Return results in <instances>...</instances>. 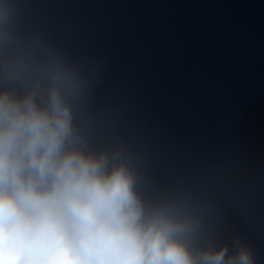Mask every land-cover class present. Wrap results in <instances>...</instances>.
I'll return each mask as SVG.
<instances>
[{"label": "clouds", "instance_id": "9594fccd", "mask_svg": "<svg viewBox=\"0 0 264 264\" xmlns=\"http://www.w3.org/2000/svg\"><path fill=\"white\" fill-rule=\"evenodd\" d=\"M13 19L2 0L0 43L11 41ZM79 90L60 63L21 91L0 87V264H255L239 239L233 254L194 248L193 216L146 205L121 154L89 150L74 124Z\"/></svg>", "mask_w": 264, "mask_h": 264}]
</instances>
